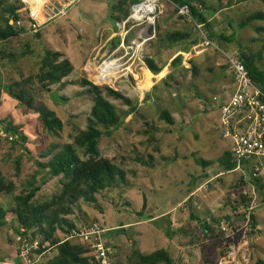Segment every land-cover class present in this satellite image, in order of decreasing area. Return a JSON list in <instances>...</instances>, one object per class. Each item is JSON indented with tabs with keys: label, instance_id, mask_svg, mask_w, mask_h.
<instances>
[{
	"label": "rangeland",
	"instance_id": "374dc122",
	"mask_svg": "<svg viewBox=\"0 0 264 264\" xmlns=\"http://www.w3.org/2000/svg\"><path fill=\"white\" fill-rule=\"evenodd\" d=\"M11 1L0 3L5 7ZM120 1L76 0L65 16L56 17L36 33L28 28L23 4L19 13L25 31L0 42V173L16 187L12 195H0L1 205L10 211L14 198L29 189L34 177L41 186L36 200L50 199L60 190V178L39 175L38 165L47 161L41 158L42 153L51 147L61 150L86 130L94 104L81 85L88 80L118 91L131 102L108 98L121 123L110 131L102 130L99 142L101 156L123 169L126 181L98 195L100 208L81 203L70 219L80 227L100 223L109 229L116 264H127L133 249L144 254L167 250L176 264H264V188L254 181L257 178L264 185V158L229 173L219 165V159L233 148V142L223 136L219 117L220 104L232 94L233 75L227 60L212 49L201 54L199 48L193 50L202 43L201 34L193 20L178 14L172 0H161L163 13L154 28L129 23L125 31L117 24L127 18L115 21L111 17ZM207 1L210 9L204 14L208 26H203L213 36L210 39L221 50L239 57L244 53L258 60L262 53L259 66L264 70V20L242 26L249 16L264 13V0ZM126 31L125 47H131L127 54L120 48ZM181 32L190 35L188 41L169 40L172 33ZM221 35L231 41H221ZM185 47H190L188 57L182 56L181 62L169 67ZM47 51L60 52L62 59L74 66L64 86H52L51 93L43 91L37 80ZM119 57H124L123 65L115 79L105 84L90 80L88 71ZM146 58L162 65L163 70L167 68L166 76L158 83L152 77L148 87L144 86L148 78L142 73L147 68ZM29 78L25 87L34 96V107L44 105L53 111L63 123L61 131L45 130L36 111L8 94V87ZM52 93H58L66 103H53ZM163 111L171 114L173 125L160 120ZM10 126L26 140L8 134L5 129ZM257 166L260 175L255 177ZM247 203L254 205L251 211L246 210ZM212 217L220 224H213L212 233L206 235L200 223L210 222ZM17 226L16 217L9 212L6 225L0 226V264L23 263ZM37 251L30 252L36 264H46L56 255L54 249L41 255ZM232 251L236 254L229 257Z\"/></svg>",
	"mask_w": 264,
	"mask_h": 264
},
{
	"label": "trees",
	"instance_id": "16d2710c",
	"mask_svg": "<svg viewBox=\"0 0 264 264\" xmlns=\"http://www.w3.org/2000/svg\"><path fill=\"white\" fill-rule=\"evenodd\" d=\"M135 1L129 0V4L127 0L118 2L113 7L115 12L111 17L115 21L128 18L130 6ZM172 1L178 6L188 5L193 21L197 25L208 26V19L204 14L205 11L210 9L207 0ZM22 8L23 4L15 0L7 3L5 7L3 3H0L2 13L0 15V42H6L19 37L25 31L24 27L17 26V22L21 20L19 12ZM115 14L117 15L115 16ZM11 20L14 21V25L10 24ZM256 20H264V13H256L249 16L246 22L242 23V26L244 27ZM208 36H210L209 38H213L211 34ZM189 37L190 35L186 33H172L169 36V40L173 43H178L189 40ZM219 38L221 41H231L224 35H221ZM62 58L60 52L53 51H47L42 58L37 80L43 91L51 93L52 86H64V80L73 73L74 66L72 62ZM261 58L262 53L259 54L258 60L244 53L240 55V59L245 64L250 78L264 88V70L259 66ZM181 60V55L177 56L172 61L171 67L181 62ZM145 64L154 75H159L163 71L153 59L146 58ZM30 80L31 78L23 81V83L12 84L11 87H8V94L28 109L36 111L45 130L50 133L61 131L63 123L53 111L44 105L38 108L34 107V96L25 87V84ZM81 85L87 88L94 102L86 130L81 131L75 136L73 143L64 145L61 150L58 151L56 147H51L47 152L42 153L41 158L47 161L38 165L39 175H48L51 179L60 178V190L52 195L50 199L45 201L36 200L41 186H37L39 182L34 177L33 181L29 183V189L14 198V207L10 211L0 203V226L6 225L8 213L11 212L16 217L18 223L17 234L22 236L29 234L31 242H39L38 255H41L47 249L55 250L56 255L46 264H92V260L86 257L88 250L84 246L71 241H65V237L73 229L77 228V224L70 218L80 207L81 203L100 208L98 195L117 188V185L126 181V174L123 169L115 165L112 160L101 156L99 142L103 137L102 130L110 131L121 123V116L108 98L121 100L128 105H131V102L124 95L110 87L101 88L88 80H83ZM160 120L166 121L169 125L174 124V120L168 111L161 113ZM5 130L8 134L18 136L23 141L26 140L24 134L15 127L10 126ZM199 163L204 166L209 165L203 161H199ZM219 165L226 173L233 172L236 169L237 161L232 151L224 153L219 159ZM254 181L258 187L264 188L261 180L255 178ZM44 183L45 181L42 182V184ZM15 189L14 183L7 182L0 173V195L4 193L12 195ZM251 204L247 203L245 205L247 211ZM245 216L247 217V214ZM210 220V222L205 220L200 223L206 235L212 233L213 224H220V221L214 217L210 218ZM227 221H230L229 217H227ZM250 226L252 229L256 228L252 224ZM229 227L233 226L230 224ZM170 233L172 231L169 230ZM60 235H62V238ZM46 246L48 247L46 248ZM127 264L176 263L171 254L164 249L156 250L149 254H144L138 249H133Z\"/></svg>",
	"mask_w": 264,
	"mask_h": 264
},
{
	"label": "built area",
	"instance_id": "2783aa9c",
	"mask_svg": "<svg viewBox=\"0 0 264 264\" xmlns=\"http://www.w3.org/2000/svg\"><path fill=\"white\" fill-rule=\"evenodd\" d=\"M76 1V0H75ZM73 0H45L42 4L38 0H22L25 9L28 12L29 30L33 33L39 31L42 26L54 20L56 17L65 15L66 8L72 5ZM161 0H136L131 7V12L126 21L122 24H117L122 31L126 30V25L134 23L136 25L146 24L147 27H153L156 24L157 18L163 13ZM178 14L188 19H192L191 10L188 5L178 6ZM18 27H23V22H17ZM202 38V43L194 50H198L199 54L212 49L225 57L228 66L234 78V93L230 98L220 104V124L223 127V136L233 142L232 153L237 161V167L234 171H240L245 163L253 162L258 158H264V88L255 83L247 73L245 64L240 57L233 53H227L219 47V45L210 39L204 31L203 25H197ZM119 30V31H120ZM121 33V31H120ZM122 34H124L122 32ZM125 35H122V43L120 48L127 54L128 47H125ZM136 43H133L135 45ZM124 57L114 58L104 61L99 67L88 71L90 80L97 84H105L115 79L122 68V60ZM113 61L118 62V70L116 76L106 79L105 74L101 71V66ZM94 64H90L91 67ZM126 70V69H125ZM99 75V78L97 76ZM255 177L260 175L259 167L255 168ZM222 175V174H220ZM219 175V176H220ZM251 204L249 210L253 209ZM225 230V229H224ZM109 232L100 223H93L90 226L80 227L77 225L66 237L65 241L84 246L88 252L86 257L92 260V264H116L115 249L109 240ZM23 233V230H22ZM30 235L18 236L20 242L19 255L22 264H36L30 258L31 250H39V242H31ZM235 252L232 251L229 257H234Z\"/></svg>",
	"mask_w": 264,
	"mask_h": 264
},
{
	"label": "crops",
	"instance_id": "0c3cea01",
	"mask_svg": "<svg viewBox=\"0 0 264 264\" xmlns=\"http://www.w3.org/2000/svg\"><path fill=\"white\" fill-rule=\"evenodd\" d=\"M71 6V5H70ZM70 6H68L67 8H66V11H65V15H66V13H67V10L70 8ZM65 15H63V16H65ZM108 29H110V28H108ZM107 29V30H108ZM181 34H185L184 32H181ZM208 35V34H207ZM114 36V35H113ZM209 37V36H208ZM113 38V37H112ZM110 40H111V37L110 38H108L107 39V41H106V43L108 44L109 42H110ZM188 41V40H187ZM106 45H104L103 47H101L99 50L101 51V50H103L104 49V47H105ZM197 46H195V47H193V50L196 48ZM190 52V47L188 48V47H185L184 49H181V51H179L178 53H181V57L182 56H184L185 58H187L188 57V53ZM201 54V53H200ZM106 56V54L104 53L103 55H102V57H105ZM175 58V57H174ZM173 58V59H174ZM183 58V57H182ZM173 59L171 60V63H172V61H173ZM171 63H169L168 64V66L169 67H171ZM162 70H163V67H162V65H158ZM167 69V68H166ZM165 69V70H166ZM165 70H163L159 75H154V74H152L151 73V71L148 69V68H145V69H143V77H146V78H148L149 77V75L151 74V76H153V78H157V80L158 81H156L157 83L158 82H160L163 78H164V76H166V75H164L163 76V74H164V72H165ZM231 72V71H230ZM168 74V73H167ZM233 77V76H232ZM233 79V81H232V84H231V86L229 87L230 88V90H231V93L233 94L234 93V90H235V86H234V78H232ZM231 94V95H232ZM223 103V102H222ZM263 184H264V182H263Z\"/></svg>",
	"mask_w": 264,
	"mask_h": 264
},
{
	"label": "bare ground",
	"instance_id": "6f19581e",
	"mask_svg": "<svg viewBox=\"0 0 264 264\" xmlns=\"http://www.w3.org/2000/svg\"><path fill=\"white\" fill-rule=\"evenodd\" d=\"M43 1H45V0H38V3L42 4ZM117 66H118V62H116V61H113V62H111L109 64L107 63L104 67L101 66V71H103V74H105V77H106V79H102L101 81L108 80L110 77H113L114 75L116 76L115 72L118 70ZM152 77L153 76H151V74H150L149 77H148V80H146V82H145L146 83L144 85L145 87H148L151 84ZM97 78L100 79L99 75L97 76ZM136 79H138V78L136 77Z\"/></svg>",
	"mask_w": 264,
	"mask_h": 264
},
{
	"label": "water",
	"instance_id": "95a60500",
	"mask_svg": "<svg viewBox=\"0 0 264 264\" xmlns=\"http://www.w3.org/2000/svg\"><path fill=\"white\" fill-rule=\"evenodd\" d=\"M50 99L53 103H60V104H64L66 103L65 100H63L58 93H52L50 95ZM144 208H146V198L144 199Z\"/></svg>",
	"mask_w": 264,
	"mask_h": 264
}]
</instances>
